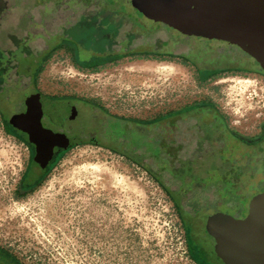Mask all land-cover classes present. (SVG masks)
Masks as SVG:
<instances>
[{
	"label": "rangeland",
	"instance_id": "374dc122",
	"mask_svg": "<svg viewBox=\"0 0 264 264\" xmlns=\"http://www.w3.org/2000/svg\"><path fill=\"white\" fill-rule=\"evenodd\" d=\"M7 1L9 15L0 32V47L9 49L11 58L17 55L16 42L24 38V61L38 68L36 83L48 92L97 100L113 111L132 115L192 104L177 101H213L205 103L212 107L210 112L193 111L170 132L167 165L157 157L158 150L145 169L130 156L80 146L54 160L35 193L22 201L14 193L25 171L27 143L0 103V248L8 260L16 264H199L196 251L200 249L203 264H234L220 253L204 226L207 216L215 212L245 217L252 198L264 192V74L258 66L240 60L231 44L185 32L178 22L185 34L171 30L178 43L166 50L186 53L182 59L172 54L163 59L173 63L172 68L151 74L132 70L135 60H122L107 71L91 74L74 67L84 66L83 60L69 59L65 47H57L62 38H52V33L67 26L65 9L92 14L98 4L110 8L111 0ZM83 3V8L73 7ZM160 20L167 21L165 13H155L154 28ZM154 39L165 37L160 33ZM180 41L187 48H181ZM90 44L99 50L96 41ZM201 115L220 118L225 133L234 132L249 142L234 140L223 155L210 156L213 149L203 143L197 125ZM193 140L196 143L189 148ZM213 146L222 151L216 143Z\"/></svg>",
	"mask_w": 264,
	"mask_h": 264
},
{
	"label": "flooded vegetation",
	"instance_id": "af4514ba",
	"mask_svg": "<svg viewBox=\"0 0 264 264\" xmlns=\"http://www.w3.org/2000/svg\"><path fill=\"white\" fill-rule=\"evenodd\" d=\"M116 1L111 0L110 8L98 4L92 14L89 11L80 10L75 14L72 9L64 10L68 16L65 21L67 26L62 30L59 26L52 33V38H62L57 47H65L69 59L83 60L84 66L80 67L73 63L75 68L94 74L113 67L122 60L164 61L170 54L178 59L183 58V53H186L184 51L176 53L166 50L170 44L176 46L178 43L170 32L176 27L163 20L157 21L156 28L153 27L155 13H169L166 6L155 3L154 0H124V3ZM8 5L7 0H0V32L4 29L5 17L9 15ZM85 5L75 4L73 7L83 8ZM56 6L58 5H54ZM122 17L125 20L119 19ZM122 32H125L123 36ZM160 33L165 39L155 41V35ZM182 34L184 36L185 33ZM90 41H96L99 50L94 49ZM16 43L17 55L13 53L11 58L9 49L0 47V103H3V107L13 118L16 133L27 143L28 159L25 171L14 193L17 200L22 201L33 195L42 179L52 170V162L80 146L94 145L130 156L136 164L145 169L148 168L147 161L156 157L153 152L158 150L161 154L157 157L161 156L162 164L167 165L170 132L180 127L179 123L186 117L185 115L193 111L206 114L212 108L205 103L213 101L194 99L176 102L192 103L186 107L175 109L166 107L165 111L157 114L143 111L144 114L132 115L131 112L125 114L113 111V108L110 109V106L103 105L97 100L79 98L68 93L48 92L36 83L38 68L32 67L30 60L24 61L27 55L21 51V47L25 39L22 38ZM179 43L181 48H187L184 42ZM230 46L241 56L240 60L244 59L247 63L252 61L255 67L258 66L239 47L232 44ZM29 55L34 57L33 54ZM239 64L241 67L244 65L240 62ZM258 68L260 69L259 66ZM258 72L263 74L261 69ZM165 102L171 103L168 100ZM196 120L202 130L200 135L201 139L205 140L203 143L207 142L209 149H213L210 156L223 155L234 140L241 143L249 142L234 132L225 133V123L220 118L201 115ZM219 122L224 125H220ZM261 132L264 134V125ZM195 143V140L191 141L189 148ZM213 143L222 151H218ZM209 238L215 243L214 239L210 236ZM219 251L225 254L223 250ZM196 254L199 264H203V252L197 249ZM0 264L16 263L9 261L8 255L0 248Z\"/></svg>",
	"mask_w": 264,
	"mask_h": 264
},
{
	"label": "water",
	"instance_id": "95a60500",
	"mask_svg": "<svg viewBox=\"0 0 264 264\" xmlns=\"http://www.w3.org/2000/svg\"><path fill=\"white\" fill-rule=\"evenodd\" d=\"M154 2L169 9L166 19L170 25L181 30L176 26L179 22L185 32L239 47L264 74V0ZM205 231L234 264H264V192L252 198L242 219L222 212L211 214Z\"/></svg>",
	"mask_w": 264,
	"mask_h": 264
},
{
	"label": "bare ground",
	"instance_id": "6f19581e",
	"mask_svg": "<svg viewBox=\"0 0 264 264\" xmlns=\"http://www.w3.org/2000/svg\"><path fill=\"white\" fill-rule=\"evenodd\" d=\"M174 66L173 63L167 61H137L134 62L131 66V69L134 71H141L145 73L154 74V72L158 70H168V67L172 68Z\"/></svg>",
	"mask_w": 264,
	"mask_h": 264
},
{
	"label": "crops",
	"instance_id": "0c3cea01",
	"mask_svg": "<svg viewBox=\"0 0 264 264\" xmlns=\"http://www.w3.org/2000/svg\"><path fill=\"white\" fill-rule=\"evenodd\" d=\"M181 66L183 67V66H185V65H181ZM184 69H186V67H185ZM104 71H107V69H104Z\"/></svg>",
	"mask_w": 264,
	"mask_h": 264
}]
</instances>
